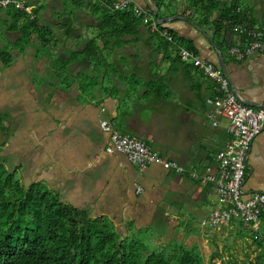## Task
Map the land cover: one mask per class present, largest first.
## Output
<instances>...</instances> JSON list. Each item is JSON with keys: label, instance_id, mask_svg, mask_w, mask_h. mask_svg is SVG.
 I'll list each match as a JSON object with an SVG mask.
<instances>
[{"label": "crops", "instance_id": "0c3cea01", "mask_svg": "<svg viewBox=\"0 0 264 264\" xmlns=\"http://www.w3.org/2000/svg\"><path fill=\"white\" fill-rule=\"evenodd\" d=\"M117 1H130L143 12L152 6L148 0ZM223 2L214 15L224 27L219 37L215 36L213 26L197 27L190 20L195 15L192 10L186 11L190 17L182 15L189 3L172 5L173 16L169 14L170 8L164 11L170 17L186 18L191 23L176 20L166 27L192 41L200 57L220 68L228 77L232 91L250 103L252 109H264V55L236 62L229 54L231 47L243 48L246 43L245 37L234 31L236 26L264 31V0ZM216 42L221 44L220 48ZM138 49L139 46L130 47L124 54L114 53L108 61L116 64L123 58L126 63L123 74L138 77L147 86L125 85L111 95L96 89V96L84 102L78 100V95L57 90L51 102L42 107V97L33 79L35 68L12 72L13 64L0 72L5 89L2 103L9 115L11 130L3 158L16 156L13 168L19 172L25 187L42 184L57 193L64 203L87 211L91 218H106L122 238L155 222H164L167 237L175 235L179 241L198 245V237L190 227L180 229L181 212L174 206L183 205L189 213L198 215V202L209 204V197L214 196L217 200L205 213L207 218L220 207L214 188L157 164L140 170L123 155L105 152L113 131L121 135L132 132L133 136L145 139L151 148L159 145L160 151L152 149L161 157L187 170L203 172L207 166L215 167L214 156L224 144L207 117L205 100L212 95L211 81L199 72L198 76L191 72L190 77L182 65L166 61L156 70L155 78L158 81L162 77L161 88L165 93L164 98H159L148 83L155 75L154 62H160L161 57H153L152 50L142 54L141 49L136 53ZM26 55L13 58V62L16 59L14 63L25 67ZM37 56L34 60H38ZM112 76L114 79L109 83L117 84L118 74ZM225 125L222 121L220 129ZM205 132H208V140L205 138L208 142L202 138ZM8 168L14 171L11 164ZM138 188H142V193H137ZM242 193L244 199L264 193V127L246 161ZM206 228L208 231L202 237L233 236L242 242L246 264H264V216L257 225L233 221L217 229ZM182 243V247H192Z\"/></svg>", "mask_w": 264, "mask_h": 264}, {"label": "trees", "instance_id": "16d2710c", "mask_svg": "<svg viewBox=\"0 0 264 264\" xmlns=\"http://www.w3.org/2000/svg\"><path fill=\"white\" fill-rule=\"evenodd\" d=\"M154 1L158 19L169 18L164 9L172 6L171 1ZM116 3L117 0H30L29 13L0 9V16L6 12V31L15 36L12 50L20 55L28 48H49L57 34L64 40L74 38L80 42L81 39L74 37L73 33L83 27V21L88 17L92 19L94 23H86L84 28L92 29L93 37L85 40L80 51L65 55V58L59 57L61 68L68 71L69 88L76 85L82 94L90 97L97 94L89 91L94 88L99 89L97 92L107 91L111 95L117 94L125 85L147 86L142 79L123 74L126 65L123 58L116 64L113 60L108 61L114 53L124 54L130 47H140L143 34L149 37L142 45L152 50L153 57H161L160 62H154L155 75L148 83L157 97H165L161 88L162 77L158 78L159 82L155 78L160 63L171 61L180 64L190 77L191 72L198 76V71L182 64L177 55L180 48L198 53L192 41L179 37L166 25H157L155 33H152L144 18L136 16L133 3L123 11L114 10ZM223 4V0H189V7L182 15L190 17L186 11L192 10L195 15L190 20L202 29L213 26L215 36L219 37L224 27L214 15ZM48 5H52L53 10L60 7V11H55V28L40 24L39 13ZM147 12L153 17V5L147 8ZM165 30L173 37L172 42L162 36ZM217 46L220 48L221 44L217 43ZM0 63L3 68L11 67L12 54L0 49ZM76 66L82 69L78 68L74 74L72 68ZM98 70H104L106 75L107 72L118 74V83H109L113 76H97ZM7 116V113H0V136L6 139L11 135ZM111 226L106 218H91L87 211L64 203L57 193L42 184L25 187L15 174L7 172L0 164V264H204L199 254L185 247L175 256H170L167 249L148 252L146 246L135 237L122 238Z\"/></svg>", "mask_w": 264, "mask_h": 264}, {"label": "built area", "instance_id": "2783aa9c", "mask_svg": "<svg viewBox=\"0 0 264 264\" xmlns=\"http://www.w3.org/2000/svg\"><path fill=\"white\" fill-rule=\"evenodd\" d=\"M30 0H0V9L30 12ZM130 1H118L114 10H127ZM136 16L143 17L149 24V29L155 33L157 23L148 12L135 7ZM234 31L246 39L243 48L231 47L229 54L236 62L244 61L254 55H264V31L262 29L236 26ZM168 41L173 37L165 30L162 33ZM178 58L184 65L192 66L204 78L212 83V95L205 100L207 117L213 129L223 141V147L215 154V167L207 166L203 172L187 170L172 160H167L157 154L145 139L138 136L113 131L110 143L106 147L107 154H120L138 169L157 164L174 171L178 175H185L200 185H210L214 188L220 207L213 210L203 220V226L217 229L233 221H241L257 225L264 214V193H255L248 199L243 198L242 187L245 165L255 139L264 127V109H252L242 104L230 87L225 73L213 63L203 59L194 51L180 48ZM222 121L226 123L220 129ZM227 137V139H226ZM142 188L137 193H142Z\"/></svg>", "mask_w": 264, "mask_h": 264}, {"label": "rangeland", "instance_id": "374dc122", "mask_svg": "<svg viewBox=\"0 0 264 264\" xmlns=\"http://www.w3.org/2000/svg\"><path fill=\"white\" fill-rule=\"evenodd\" d=\"M60 1V0H59ZM171 1L172 5L174 6H180L183 4L189 3V0H167ZM52 5H48L45 9L41 10L39 13V19L40 24L47 25L52 28L56 27L55 23V11H60V7L54 8V10L51 8ZM171 7V6H170ZM169 7V8H170ZM172 8V7H171ZM169 10V14H174L173 11L175 9ZM2 15H6V12H3ZM5 16L0 17V49H3L10 54H12L13 58H16L20 56V54L17 51L12 50V42L15 40V36L6 34L7 25L5 23ZM86 23L93 24L94 21L92 19H86L83 21V27H79L80 29L75 30L73 33V36L78 39H81L78 43L74 38H70L67 40H64L61 38V35L57 34L56 39L53 41L52 45L49 48H43V47H34V48H28L22 55H26V65L25 67H19L14 60L13 62V71H22L27 70L28 68H35V72L33 73V79L36 83L37 88L40 91L41 97H42V104H40L42 107L49 104L52 100V95L55 93V91L60 90L63 92H70L72 96H79L77 97L80 102H84L86 98L90 97L88 95L82 94L79 95L78 88L76 85H72L69 88V75L67 68L62 69L61 59L59 57H64L65 55H70V53L78 50L80 51L85 43V40L93 37V30L92 29H86L84 28L86 26ZM148 34H143V41L148 39ZM78 43V44H77ZM142 49V54L147 53L146 50L149 52V48L145 45H141L139 49L136 51V53H140ZM37 56L38 60H34V57ZM55 61V62H54ZM57 66V67H55ZM82 69L80 66L73 67L72 70L76 72L77 69ZM7 68H3L2 64L0 63V72L5 70ZM42 70V71H41ZM44 71V72H43ZM97 76L104 78H111L112 73L107 72V75L104 70H98ZM82 76H84V73H82ZM108 76V77H107ZM77 81H80L78 78ZM2 79H0V113H5L4 104L3 102V96H4V87H3ZM107 84V83H106ZM45 89L46 93H42ZM95 89V88H94ZM94 89H89L91 92ZM97 90H99L97 88ZM42 91V92H41ZM39 94V97H40ZM210 122V121H209ZM9 124V123H8ZM10 127V126H9ZM134 134V133H129ZM202 138L204 141L208 142V132H205L202 135ZM207 140H206V139ZM6 142V138L3 136H0V164L4 170H6L9 173H13L16 176V179L21 181V176L19 172H16L13 168V165L16 163V156H11L7 159L3 158L4 155V146L8 142ZM152 148L155 150H161L159 145H152ZM152 149V150H153ZM153 150V151H154ZM7 163V165H6ZM12 165V168L14 171H10L8 166ZM217 200L214 196L209 197V204H203L198 202V215H193L189 213L187 208L183 205L174 206L176 210H180V216L178 217V220L180 223V229H183L185 227H190L192 230L191 232L198 237V245L192 244V242L183 241L182 239L179 241V238H177L175 235H168L166 234V223L159 222L152 225H149V227H144L142 231L140 232H132L131 236H128L130 238H134L140 242H142L148 252H159L162 250L167 249V253L170 256H175L176 253L182 248L180 246L181 241L183 242L182 245L190 244L192 247L189 248V250L193 251L195 254H199L204 264H246L245 261H243V252H242V242L241 240L235 239L233 236H229V238H225L220 235H216L214 238H212L209 234L207 237H202V233L207 232V228L203 226V220H205V213L207 211H210L213 208V202ZM204 210V213L201 212ZM166 216H168L166 214ZM237 240V242L235 241ZM184 248V247H183Z\"/></svg>", "mask_w": 264, "mask_h": 264}, {"label": "water", "instance_id": "95a60500", "mask_svg": "<svg viewBox=\"0 0 264 264\" xmlns=\"http://www.w3.org/2000/svg\"><path fill=\"white\" fill-rule=\"evenodd\" d=\"M148 1H150V2L152 3L153 7H154V15H153V19H154V21H155L158 25L163 26V25H166V24H168V23H170V22H172V21H176V20H185V21L191 23V22H190L188 19H186V18L176 17V16H175V17H169V18H166V19H163V20H159V19H158V9L156 8V2H155L154 0H148ZM220 64H221L222 67H224L223 59H222L221 56H220ZM235 95L237 96L238 100H239L242 104H244L245 106L252 107V105H250V103L243 101V100H242V99H241L236 93H235ZM261 109H263V108H261ZM245 166H246V165H245Z\"/></svg>", "mask_w": 264, "mask_h": 264}]
</instances>
